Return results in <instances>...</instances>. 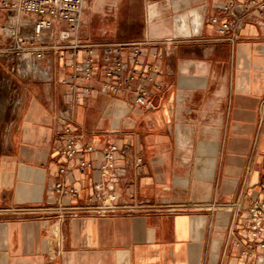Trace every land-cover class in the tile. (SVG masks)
I'll use <instances>...</instances> for the list:
<instances>
[{
	"label": "crops",
	"instance_id": "0c3cea01",
	"mask_svg": "<svg viewBox=\"0 0 264 264\" xmlns=\"http://www.w3.org/2000/svg\"><path fill=\"white\" fill-rule=\"evenodd\" d=\"M226 1H85L88 39L152 41L145 60L159 69L162 88L149 86L146 107L129 93L91 95L75 107L76 133L82 143L126 147L117 161L125 169L120 196L130 192L159 208L67 218L61 254L55 216L18 210L52 205L59 168L72 163L59 154L57 121L68 93L60 79L70 68L51 55L55 78L45 83L12 72L0 55V264L252 263L229 232L234 226L251 244L248 214L233 220L226 209L196 207L264 198V16L252 12L230 41L210 23L224 18L218 6ZM3 18L0 12V25ZM95 175L72 173L80 196L68 202L91 195Z\"/></svg>",
	"mask_w": 264,
	"mask_h": 264
},
{
	"label": "built area",
	"instance_id": "2783aa9c",
	"mask_svg": "<svg viewBox=\"0 0 264 264\" xmlns=\"http://www.w3.org/2000/svg\"><path fill=\"white\" fill-rule=\"evenodd\" d=\"M86 0H0V12L4 21L0 25V55L10 63V70L28 78L52 82L55 78L51 55L66 61L70 72L60 82L68 87L66 108L58 115L59 154L71 160L70 165L59 168L60 178L54 183L52 205L28 207L18 211L30 214L55 216L54 237L57 253L64 251L65 237L61 224L67 218L80 215L111 216L120 212L137 213L159 208L147 199H138L127 192L120 196L118 185L125 170L117 163L127 155V148L115 141L102 147L82 143L76 133L75 107L93 94H131L133 103L148 106L151 84L158 89L162 84L156 79L160 73L153 64L146 62L151 40L95 41L85 36ZM224 18L216 14L210 23L219 33L235 41L252 12L264 16V0H227L218 6ZM238 9L241 11L239 12ZM135 83L136 85L134 86ZM94 156L95 161L86 158ZM140 168L142 158L134 159ZM94 169L93 193L84 201L70 203L80 196L79 189L70 181L72 173H86ZM172 212L179 206L164 205ZM210 212L228 210L233 220L247 213V235L252 241L246 244L237 236L236 228L229 232L239 255L253 259L252 263L264 264V198L245 205L241 200L222 202L213 200L196 206ZM235 222V221H234Z\"/></svg>",
	"mask_w": 264,
	"mask_h": 264
},
{
	"label": "rangeland",
	"instance_id": "374dc122",
	"mask_svg": "<svg viewBox=\"0 0 264 264\" xmlns=\"http://www.w3.org/2000/svg\"><path fill=\"white\" fill-rule=\"evenodd\" d=\"M111 36H117V35H111Z\"/></svg>",
	"mask_w": 264,
	"mask_h": 264
}]
</instances>
